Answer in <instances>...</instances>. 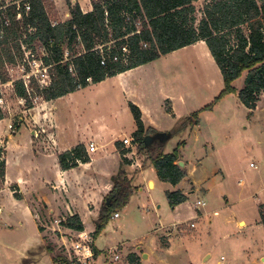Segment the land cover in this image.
Listing matches in <instances>:
<instances>
[{
    "label": "rangeland",
    "instance_id": "374dc122",
    "mask_svg": "<svg viewBox=\"0 0 264 264\" xmlns=\"http://www.w3.org/2000/svg\"><path fill=\"white\" fill-rule=\"evenodd\" d=\"M45 1L52 20H66V13L71 10L66 0ZM92 1L73 0L71 4L80 5L85 12L93 8ZM206 4V0L195 3L199 20ZM244 32L248 36L247 26ZM35 49L42 57L39 45ZM157 64L162 74L172 70L171 106L178 110L177 119L192 117L200 111L199 121L171 137L166 146L167 153H172L180 142H186L181 162L186 164L188 177L178 187L165 182L153 190L146 185L144 191L136 190L126 208L119 211L121 219L112 217L97 237L98 217L87 218L100 254L98 264H133L129 259L132 255L137 256L138 264H264V226L260 223V205L264 203V97L253 111L241 103L239 92L244 88L245 73L234 83L236 93L224 97L212 111H202L224 89L223 76L206 44L163 56ZM16 68L10 78L18 81L26 75L21 60H17ZM167 86L165 82L163 88ZM4 99L6 106L0 109L4 118L13 117L18 122L19 118L29 117L26 102L16 92H6ZM41 102H34V106ZM168 107L166 104L164 112L158 114L153 110L151 114L164 126L170 121ZM122 122L124 133L131 135L130 119L124 116ZM175 126L176 121L169 131ZM143 160H147L144 154L140 162ZM132 170L135 171L129 172L130 176L137 169ZM178 190L189 195L176 211L171 208L167 193ZM198 201L205 203L199 210ZM39 213L40 219L47 218L48 214L40 208ZM12 220L16 225L18 219L13 216ZM240 221H245L246 226L241 227ZM57 236L62 243L61 236ZM7 241L18 242L11 237ZM61 243L47 242L53 255L61 256L60 260ZM112 247H116L113 249L120 259H113ZM146 250L150 253L143 258ZM0 264L24 261L0 250Z\"/></svg>",
    "mask_w": 264,
    "mask_h": 264
},
{
    "label": "trees",
    "instance_id": "16d2710c",
    "mask_svg": "<svg viewBox=\"0 0 264 264\" xmlns=\"http://www.w3.org/2000/svg\"><path fill=\"white\" fill-rule=\"evenodd\" d=\"M198 1L93 0L92 11L84 13L80 5L72 6V0H66L71 19L53 27L46 1L30 0L31 12L25 23L5 28L0 78L7 81L5 64L16 61L13 50L19 52L21 42L30 46L38 43L45 48L49 56L44 60L51 65V85L40 89L34 83L28 90L22 81L16 83L17 95L26 102L27 109H32L35 97L45 102L56 100L203 41L221 71L224 89L202 111H212L220 100L236 93L234 83L245 73L239 99L246 108L255 110L264 95V0H206L200 20L195 6ZM28 26L35 31L30 33ZM129 107L137 127L133 139L139 153L156 168L161 181L177 186L188 177L187 170L179 165L186 142H180L172 153L166 151L167 142L197 123L200 111L176 120L173 130L160 132L143 122L138 106L130 103ZM3 118L0 110V120ZM147 137L153 141L146 142ZM116 145L121 154L120 170L112 177L113 187L102 204L95 237L115 213L126 208L138 189L134 173L129 175L131 161L125 156L128 150ZM58 158L63 171L91 161L84 144ZM4 177L5 163L0 168V178ZM15 196L18 197L17 192ZM167 198L172 209L188 201V196L180 191L168 192ZM260 223L264 226V205ZM65 226L84 231L79 216L68 218ZM95 253L97 257L99 252ZM60 258L55 257V261ZM129 259L138 264L136 255Z\"/></svg>",
    "mask_w": 264,
    "mask_h": 264
},
{
    "label": "crops",
    "instance_id": "0c3cea01",
    "mask_svg": "<svg viewBox=\"0 0 264 264\" xmlns=\"http://www.w3.org/2000/svg\"><path fill=\"white\" fill-rule=\"evenodd\" d=\"M91 11L92 6L83 12ZM66 15L70 20V11ZM204 44L200 41L192 46ZM162 58L101 83L90 84L59 99L43 101L37 107L28 109L29 117L19 118L18 122L13 117L0 120V144H4L6 149L5 177L1 179L0 188L1 251L18 256L24 264H62L61 260L55 261L56 256L47 246V242L60 245L61 241L57 234L41 227L39 208L48 214L46 219L79 216L83 232L92 233L90 229L93 228L88 227L86 219L93 215L98 217L105 198L112 190V177L120 170L121 154L116 144L125 149L122 140L133 138L137 128L130 103L140 108L147 126L160 132L169 131L178 120V110L171 106L173 97L169 84L172 70L164 74L160 72L157 63ZM165 82L168 86L163 88ZM166 104L170 109V121L164 126L151 114L153 110L158 114L164 112ZM184 107L187 108L188 103ZM124 116L130 119L133 126L131 135L124 133ZM37 125L44 127L46 134L39 135L41 131ZM47 137L55 141V148L50 152L44 146L43 140L47 141ZM90 143L95 145L96 150L90 154L89 163L79 164L67 171L61 169L60 154L79 144L87 148ZM186 147L187 144L183 152ZM134 168L137 169L133 173L138 193L144 191L145 185L153 190L165 183L159 179L150 161L139 160L135 165L131 161L129 172L135 171L132 170ZM263 205L261 203L260 208ZM13 216L18 219L16 225L13 224ZM242 224L246 226L245 221L239 222L240 226ZM10 237L18 242L9 244L7 240ZM146 253L150 251L146 250L143 258H147ZM99 258L100 254L96 257V264Z\"/></svg>",
    "mask_w": 264,
    "mask_h": 264
},
{
    "label": "built area",
    "instance_id": "2783aa9c",
    "mask_svg": "<svg viewBox=\"0 0 264 264\" xmlns=\"http://www.w3.org/2000/svg\"><path fill=\"white\" fill-rule=\"evenodd\" d=\"M55 2L57 0H54ZM73 1V0H72ZM97 1V0H95ZM31 12V4L30 0H0V49L2 48V41L5 39L6 32L5 28H11L16 24H24L25 20H27L30 16ZM49 15V12H48ZM70 15V14H69ZM69 15H66V20H62L61 22L50 19L52 26H57L59 23H64L68 21ZM50 16V15H49ZM29 27V32L32 33L35 29ZM21 48L20 51L17 52L13 50V56L16 59L14 63H6L5 71L8 75L7 81H3L0 78V109H4L6 106L4 94L8 91L16 92V83L22 81L28 90H31V84L36 83L39 85L40 89L47 88L51 85L52 78L50 74L51 65H47L44 58L49 56V53L45 50V48L41 47L38 43H34L33 45L25 44L24 42L20 43ZM42 50V57H38L36 46ZM127 52V50L125 49ZM66 55L68 53L66 52ZM17 60L22 61V67L25 69L26 75H24L21 80H11L10 75L16 71ZM24 63V64H23ZM34 81V82H33ZM23 100V99H22ZM38 100H41L40 97H35L34 102L36 103ZM40 129L41 134H46V130L44 127L37 125ZM12 129L13 126L11 125ZM39 135H36L39 138ZM44 139V146L46 151H50L55 148V141L50 137ZM125 149L128 150L125 155L130 161H132V165H135L139 162L141 154L138 151L137 144L134 143L133 138H125L122 140ZM96 150V147L93 143L87 147L88 154L93 153ZM5 153L6 149L4 144H0V168L3 163H5ZM1 192V190H0ZM205 203L202 201L197 202V207L204 206ZM1 211V206H0ZM120 217L119 213H115L113 218L118 219ZM68 218H48V219H40L41 227L46 230H51L53 233L61 236V247L63 250V261L64 264H96V253L94 248V237L91 234L86 232H80L77 230H73L67 228L65 223ZM192 227H195V224H192ZM110 254L113 255L114 260L120 259L119 254L114 249L110 250Z\"/></svg>",
    "mask_w": 264,
    "mask_h": 264
},
{
    "label": "water",
    "instance_id": "95a60500",
    "mask_svg": "<svg viewBox=\"0 0 264 264\" xmlns=\"http://www.w3.org/2000/svg\"><path fill=\"white\" fill-rule=\"evenodd\" d=\"M155 140V139H154ZM149 141H153V139L151 138V137H147L146 138V142H149ZM179 165L181 166V167H185V164L183 163V162H179Z\"/></svg>",
    "mask_w": 264,
    "mask_h": 264
}]
</instances>
